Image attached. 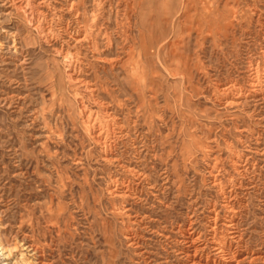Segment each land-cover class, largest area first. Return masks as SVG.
I'll list each match as a JSON object with an SVG mask.
<instances>
[{
  "label": "rangeland",
  "instance_id": "rangeland-1",
  "mask_svg": "<svg viewBox=\"0 0 264 264\" xmlns=\"http://www.w3.org/2000/svg\"><path fill=\"white\" fill-rule=\"evenodd\" d=\"M35 4L0 0V264H264V0Z\"/></svg>",
  "mask_w": 264,
  "mask_h": 264
},
{
  "label": "bare ground",
  "instance_id": "bare-ground-1",
  "mask_svg": "<svg viewBox=\"0 0 264 264\" xmlns=\"http://www.w3.org/2000/svg\"><path fill=\"white\" fill-rule=\"evenodd\" d=\"M11 1H12L13 6H16L17 9H21L28 14L29 23L31 24V26L33 25V26L37 27L38 29L42 30V24H43L42 23V20H43L42 17L43 16L41 17V14H39V11H37V6L35 4L36 0H11ZM80 41H82V40H80ZM29 247H30V245H29ZM15 249L16 248L10 246L9 244L8 245L6 244L4 238L2 237V235L0 233V251L6 257V259H12L14 257V254H15L14 250ZM22 262H23L22 264H31L25 257L22 260Z\"/></svg>",
  "mask_w": 264,
  "mask_h": 264
}]
</instances>
